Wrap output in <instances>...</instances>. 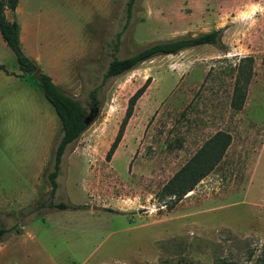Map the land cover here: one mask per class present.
Listing matches in <instances>:
<instances>
[{
    "label": "rangeland",
    "instance_id": "374dc122",
    "mask_svg": "<svg viewBox=\"0 0 264 264\" xmlns=\"http://www.w3.org/2000/svg\"><path fill=\"white\" fill-rule=\"evenodd\" d=\"M127 2L19 0L6 11L36 74L88 114L95 90L100 104L67 147L51 197L62 124L0 33V209L17 210L0 211V264H264V0H137L129 22ZM221 29L222 49L156 57L103 82L114 58ZM220 131L232 138L223 158L167 208L164 186Z\"/></svg>",
    "mask_w": 264,
    "mask_h": 264
},
{
    "label": "trees",
    "instance_id": "16d2710c",
    "mask_svg": "<svg viewBox=\"0 0 264 264\" xmlns=\"http://www.w3.org/2000/svg\"><path fill=\"white\" fill-rule=\"evenodd\" d=\"M137 0H128L127 2V22L131 20L132 11ZM19 5V0H0V33L7 46L15 54L19 68L25 74L35 73L36 65L28 58L22 49L21 44V27L17 21H10L6 17V11L15 12ZM212 45L218 48H224L222 43V29L210 33H203L198 36L181 37L175 40L163 41L153 44L142 51L134 54L125 59L114 58L104 75L103 82L106 83L112 78L122 76L128 72L137 69L142 63L150 61L156 57L178 55L183 51L204 46ZM0 70L6 71L5 66L0 64ZM38 85L45 98L55 109L56 114L60 118L62 124V136L55 151L54 170L49 174L50 181V196L54 197L57 190V177L60 171L62 158L69 145L76 142L82 134L87 130L88 126L85 125L84 120L87 117V110L72 96L68 95L59 86H57L52 78L42 72L36 74ZM151 79L148 78L145 85L140 88L129 100L127 111L124 120L120 126L118 135L111 145L107 153L106 159L111 160L113 154L117 150L121 139L123 137L126 126L133 115L134 107L137 101L142 97L148 88ZM97 90L93 91L91 97L93 102L90 106L97 109L100 104L96 99ZM245 93L242 91L239 98H235L232 102V107L240 110L244 103ZM231 135L225 132L216 133L209 139L205 145L197 152V154L182 167L169 182L164 186L163 192L165 196L170 199L167 208L172 209L178 202H180L188 193L192 192L195 187L214 170L220 160L223 158L227 149L231 144ZM54 207V206H52ZM55 208L61 209H80V207H70L64 203H59ZM82 209V208H81ZM21 230L17 229L16 233ZM8 230L0 227V242ZM173 264H194L192 262H176ZM220 264H228L222 261Z\"/></svg>",
    "mask_w": 264,
    "mask_h": 264
},
{
    "label": "water",
    "instance_id": "95a60500",
    "mask_svg": "<svg viewBox=\"0 0 264 264\" xmlns=\"http://www.w3.org/2000/svg\"><path fill=\"white\" fill-rule=\"evenodd\" d=\"M99 109H94L84 120L85 125L89 126L98 117Z\"/></svg>",
    "mask_w": 264,
    "mask_h": 264
},
{
    "label": "crops",
    "instance_id": "0c3cea01",
    "mask_svg": "<svg viewBox=\"0 0 264 264\" xmlns=\"http://www.w3.org/2000/svg\"><path fill=\"white\" fill-rule=\"evenodd\" d=\"M21 34V33H20ZM21 38V35H20ZM5 200V199H4ZM2 201L1 204H3L4 202H8V200ZM1 206V205H0ZM9 206H11V204H9ZM1 212H3V214H9V213H13V212H17L16 209H0ZM5 212V213H4Z\"/></svg>",
    "mask_w": 264,
    "mask_h": 264
}]
</instances>
